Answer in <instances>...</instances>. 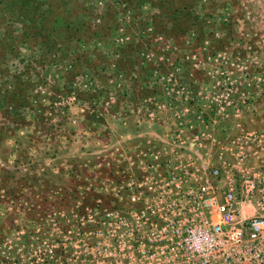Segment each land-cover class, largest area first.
<instances>
[{"label": "rangeland", "instance_id": "374dc122", "mask_svg": "<svg viewBox=\"0 0 264 264\" xmlns=\"http://www.w3.org/2000/svg\"><path fill=\"white\" fill-rule=\"evenodd\" d=\"M21 1L24 3L0 0V219L3 221L6 216L14 224L8 231L0 224V261L8 252H33L52 244L58 189L62 187L67 198L63 203L69 204L74 194L68 188L86 185L93 171L106 168L101 169L99 163L110 153L102 149L109 148L98 144L97 139L104 137L105 132L118 138L119 122L124 117L127 121H136L141 115L147 118V113L129 111L135 107L131 97L152 91L187 90L189 102L177 106L192 109V117L200 125L197 133L204 132L203 137L209 141L208 146L195 148L210 151L209 155L220 154L219 145L212 139L229 141L252 131L264 133V0H243L246 13L234 19L226 14L228 20L200 17L198 2L194 0L188 3L191 18L179 21L176 28L170 19L169 3L158 0L157 26L163 32L170 31L169 35L174 36L168 39L175 42L166 46V40H159L157 45L161 47H157V52L148 35L138 42V34H132L144 25V18L140 19L137 12L133 19L131 11L122 18L109 4L102 13L98 5L102 0H33L40 17L51 7L55 13L57 23L50 17L40 23V17H26L34 9L19 7ZM176 1L186 4V0ZM221 4L231 6L227 1ZM23 10L26 12L21 13ZM106 19L104 27L109 30L102 38L105 40L98 41L105 43L104 53L98 50L95 55L96 49L88 52L85 43L96 38L92 28H101V20ZM127 30L132 35L128 45L122 36ZM125 49L128 58L124 59L121 52ZM136 56L145 66L143 70L148 69L147 62L157 59L154 69L159 71L153 72L149 81L134 80ZM192 60L203 62L190 67L194 74L186 80L182 77V64ZM170 74L176 76L172 82L165 78ZM143 75L149 77L150 72ZM74 93L77 99L72 100ZM238 103L240 114L232 117ZM220 105L225 106L222 112ZM113 110H118L109 116L115 124L108 130L102 122ZM167 114L160 116L171 123L174 116ZM197 114L208 127H202ZM146 127L144 131L150 132ZM50 137L54 143H41ZM221 143L223 154H230L226 144ZM115 147H111L113 154H117ZM43 163L50 166L48 172L58 177L39 178ZM58 166L60 170L54 172ZM71 170L75 172L69 173ZM36 185L45 186L46 191L40 194L43 200L39 205L33 199L22 204L21 195L15 192L13 198L10 191ZM6 205L10 207L7 211Z\"/></svg>", "mask_w": 264, "mask_h": 264}, {"label": "built area", "instance_id": "2783aa9c", "mask_svg": "<svg viewBox=\"0 0 264 264\" xmlns=\"http://www.w3.org/2000/svg\"><path fill=\"white\" fill-rule=\"evenodd\" d=\"M131 99L129 111L171 113V133L107 155L86 185L68 188L67 205L58 189L52 244L8 252L0 264H264V133L200 157L205 133L188 120L192 109L177 106L189 102L187 90Z\"/></svg>", "mask_w": 264, "mask_h": 264}, {"label": "crops", "instance_id": "0c3cea01", "mask_svg": "<svg viewBox=\"0 0 264 264\" xmlns=\"http://www.w3.org/2000/svg\"><path fill=\"white\" fill-rule=\"evenodd\" d=\"M192 1H194V0H186L187 3H190ZM195 1L198 2L199 9L197 11L200 13V17H203V18L212 17V18H217L218 20L221 19V18H225L226 20H228V18L226 17V14H228V16L231 17V19H234V18L240 17V15H242L243 13L245 14L246 11H247V6H244V1L243 0H195ZM224 1H227V3H230L231 6L230 7H225L224 4H221ZM93 2H94V0H93ZM157 2H158V0H150V1H148V0H114V1L102 0L101 2L100 1L98 2V5H101L102 13H104L106 11V9H105L106 5L112 4L114 6L115 10L118 11V15L120 14L122 16V18H125V14L127 12L131 11V12H133V15H131V14L130 15H131V19H133V18H135V12H137V14L139 15V16L138 15L137 16L140 19L144 18V21H142V23L144 25L142 27L141 26L137 27V29L134 28V30L135 29L136 30L135 31L133 30L134 33H132V34H135V33L138 34L139 37L136 39V41H138V42L141 40L140 38L145 37L146 35H148L147 37L151 41L152 47L157 52V47H161L160 45H157L159 40H166V42H165L166 46H171V43L175 42L173 39H168L169 37L171 38L172 36H174V35H171V36L169 35L170 31L163 32L157 26V15L159 14V5H158ZM76 3H78V2L76 1ZM236 3H242V6H238V5L236 6ZM86 4H90V2L87 1ZM226 9L228 10V12H226ZM231 9H234L235 12L231 11ZM237 9H238L239 12H236ZM147 14H148V17L146 16ZM210 14H211V16H210ZM247 14H248V12H247ZM101 21L103 22V26L101 28H99V27L97 29L92 28L93 36H96V38H92L91 41H90L91 43H87V42L85 43V44H87L86 45L87 47H85V48H87V51L88 50L94 51V49H96L95 53H93L95 55L98 54L97 53L98 50H101L104 53L105 43L103 41L105 39H102V38L105 37L106 31L109 30L107 26L104 27L106 25L105 22L107 21V19L106 20H101ZM171 21L174 23V28H176V26H179L178 22H174V20H172V19H171ZM219 24H221V23H219ZM102 28H105V29L101 30ZM173 30L175 31V29H173ZM221 30H222V27H220V30L217 28V31L215 32V35L219 36ZM177 32H178V30L176 31V33ZM123 34L124 35H122V36L124 37V40L126 39L125 44L127 43V45H128L130 38H132V35H131V33H128V30H127L126 33H123ZM159 34H161V35H159ZM187 38L189 39V37H187ZM99 40H103V41H100V43H99L98 42ZM172 45H174V44H172ZM133 47H135V45ZM181 48L184 49L183 47H181ZM121 54H122L123 58H124V56L126 58H128L127 49L123 50L121 52ZM135 59H136L135 60L136 61L135 67L137 69H134L135 71H134L133 75H136L134 80L138 81V83H139V81L142 82V78H145V79L147 78L146 81H149L150 78H153L152 77V73L153 72L155 73L156 71H159V70H155L154 69V63H157V59L151 60V62H147L148 64H146V65L149 66L150 68L147 67L148 69H146V70H143L145 68V66H143V64L141 63L140 58H138L136 56ZM200 62L202 63L203 61H201V60H198V61H195V60L185 61V63L182 64V66H185V69H183L184 74H182V77L183 78L185 77L186 80H189V75L190 74H194L193 71L191 72L190 67L191 66H199ZM145 72H147V73L150 72L149 77L147 75H143L142 76V74H144ZM130 74H128V75L131 76ZM198 79L200 81L203 80V78L201 79L200 77H198ZM55 81L56 80L54 78V82ZM163 92H165V91H163V90L159 91L160 94L163 93ZM239 105H240L239 103L235 105L236 107L234 108V111L232 113V117H234L237 114H240V110L238 109ZM38 110L40 111L41 109L39 108ZM115 111H118V110H113L112 113L109 112L108 116H105L104 117V121L102 122V124H104L105 128H108V130L115 124V123L111 122L112 118L109 117L110 115H112V117H113V115H115V113H113V112H115ZM104 112L106 113L105 109H104ZM191 117H192V114L191 113L190 114L187 113L188 120ZM124 118L126 119L127 117H124ZM124 118H123V122H119L120 131H119V134H118V136H119L118 138L114 139V137L111 136L110 132H105L104 137H101L100 139H97L98 140V142H97L98 144L100 142L102 144V146L108 147L110 149V151H109V149H106V148L102 149V151L103 150L105 152L107 151V153L110 152L108 156H110L111 152H114V149H112L111 147H115L116 146L115 147L116 148L115 153H119L124 148V146L126 144H128V143L143 142V141H145L147 139L158 137V136H161L162 138H166L167 137L166 134L171 133V131L173 130L172 128L166 126V124H165L166 121H163L161 116H160V119H159V118H152L150 116H147V118H146L145 115H141V117L135 118L136 121L134 119H130V121L129 120L127 121V120H124ZM172 122H176V121L173 120ZM126 126H129V128H127ZM146 126H148L149 129H150L149 130L150 132H148V133H147V131H144L145 129H147ZM215 128L216 127H213V129H215ZM218 128H220V125L217 127V129ZM231 129H233L232 126H231ZM235 129H238V130L242 131V129H239V128H235ZM231 132H232V130H231ZM146 133H147V135H146ZM40 141H41L42 144L46 143V145L47 144H51L50 142L54 143V141L52 140L51 137L48 138L47 141H45V140H40ZM90 141L91 142H95L96 139H91ZM204 141H206V143H204V146H208L209 145V141H207L206 138H204ZM212 141H213V143L216 142V144L219 145L220 152L218 150L217 151L220 154H223L222 147H221V144H222L221 142L223 141V144H226V142H228V141H226V139H224L222 141H220V140L217 141L215 139H212ZM18 145H20V144L18 143ZM209 152L210 151L201 150L199 152V154H200L199 156L200 157H203V156L206 157ZM216 155H213V156H216ZM92 159H93V157H92ZM51 160L56 161V158H53ZM103 161H104V159H102L100 161V163H99V164H101L100 165L101 169H103V163H104ZM29 162H31V161H29ZM48 163H50V161H48ZM42 165L44 166V168L41 167L42 170L39 171L41 176H38L39 178H42L43 180H46V176L58 177V175L56 173L48 172V170H51V168H50L49 165H47V163H43ZM71 165H73V169H74L75 163L74 164L72 163ZM58 169L60 170L59 166L55 168L54 172H57ZM43 171L44 172L47 171L48 173H44ZM73 172H75V170H71L69 173H73ZM76 172H78V169H77ZM63 173H64V171H63ZM44 183H46V182L44 181ZM44 187L45 186L36 185L35 187H33V186L32 187H21L19 189L13 188L10 191H11V193H13V198H14L15 192L18 193L19 195H21L20 196V198H21L20 200H21L22 204H25L26 200L28 202H31V199H33L35 201L34 203L39 205L40 201L43 200L42 198H40V194H42V192H44V193L46 192ZM60 188H62V187H60ZM35 195H37V196L35 197ZM26 196H27V198H26ZM18 199L19 198H17L16 200H18ZM5 208H6L5 209L6 211H7V208H8V210L10 209V207L9 206L7 207V205L5 206ZM9 220L10 219H8V217H6V216H5V219L3 221L0 219V224L5 225L4 231H8L9 226L14 225ZM3 234L4 233H1V235H3Z\"/></svg>", "mask_w": 264, "mask_h": 264}, {"label": "trees", "instance_id": "16d2710c", "mask_svg": "<svg viewBox=\"0 0 264 264\" xmlns=\"http://www.w3.org/2000/svg\"><path fill=\"white\" fill-rule=\"evenodd\" d=\"M33 0H24V3L21 1V4L19 7H23V8H28L29 11H31V9L33 10V13H29V15H26V17H35V18H39L40 14L38 13V7L36 5L32 4ZM162 1V0H161ZM163 4L165 3H169V14L172 16L171 19L174 20V22H179L181 20H188L190 19V7L188 6V3L186 2V4H184V2H181L179 5L176 4L177 1L176 0H163L162 1ZM176 2V3H175ZM22 12H26L25 10L21 11ZM179 13H181V15H178ZM42 17H40L38 20H40V23H43L46 20V17H50V19H53L54 23H57L56 19H55V13L52 10V7L50 9H47L45 11L42 12ZM68 16V15H67Z\"/></svg>", "mask_w": 264, "mask_h": 264}]
</instances>
